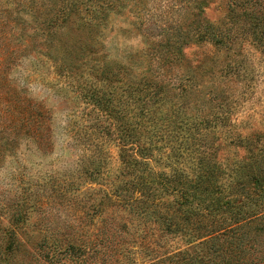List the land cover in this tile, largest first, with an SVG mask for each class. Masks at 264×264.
Returning a JSON list of instances; mask_svg holds the SVG:
<instances>
[{
	"label": "rangeland",
	"instance_id": "rangeland-1",
	"mask_svg": "<svg viewBox=\"0 0 264 264\" xmlns=\"http://www.w3.org/2000/svg\"><path fill=\"white\" fill-rule=\"evenodd\" d=\"M229 4L0 0V264L214 257L197 224L168 233L117 198L119 142L108 133L116 127L83 92L114 91L156 171L175 170L170 154L194 177L200 156L213 151L228 190L236 161L264 148V50L250 37L228 47L197 40L203 19L230 25ZM92 157L106 170L98 173ZM157 198L173 196L160 188ZM257 247L254 256L264 251V236Z\"/></svg>",
	"mask_w": 264,
	"mask_h": 264
},
{
	"label": "trees",
	"instance_id": "trees-1",
	"mask_svg": "<svg viewBox=\"0 0 264 264\" xmlns=\"http://www.w3.org/2000/svg\"><path fill=\"white\" fill-rule=\"evenodd\" d=\"M229 10L233 15L231 26H218L203 19L196 30L198 42L210 41L216 46L228 47L250 37L264 50V0H230ZM83 97L94 112L110 119V125L116 127V131L109 129L108 133L114 134L119 142L122 173L111 184L117 198L138 216L164 223L168 233L184 231V226L195 224L199 230L207 231L210 240L206 243L214 257L210 260L183 257L187 264H264V251L254 256L259 249L257 243L264 236V148L249 156V160L236 161L235 185L228 190L222 186V164L213 158V151L200 156L194 177L179 166L178 158L176 162L171 161L170 154L168 164L175 170L159 172L152 167L147 150L137 145L136 135L132 133L134 126L125 120L122 104H116L113 90L106 93L92 86L84 89ZM38 109L44 112L43 107ZM41 121H45L43 126L48 125L45 116H41ZM90 162L98 173L106 170V164L95 162L94 157ZM160 188L173 199L159 200ZM162 206L180 218L165 215ZM184 254L181 251L175 256ZM171 256L160 262L171 260Z\"/></svg>",
	"mask_w": 264,
	"mask_h": 264
}]
</instances>
